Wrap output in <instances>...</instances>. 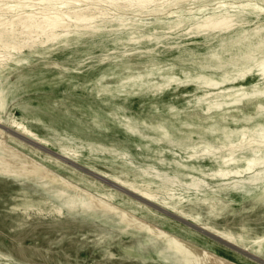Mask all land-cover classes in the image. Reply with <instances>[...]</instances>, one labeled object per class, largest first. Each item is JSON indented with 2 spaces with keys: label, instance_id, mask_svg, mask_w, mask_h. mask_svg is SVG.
Masks as SVG:
<instances>
[{
  "label": "rangeland",
  "instance_id": "rangeland-1",
  "mask_svg": "<svg viewBox=\"0 0 264 264\" xmlns=\"http://www.w3.org/2000/svg\"><path fill=\"white\" fill-rule=\"evenodd\" d=\"M58 1L11 0L29 4L24 14ZM104 2L94 27L71 25L0 71V264H182L168 236L220 264H264V144H246L264 137V0H157L142 12ZM216 15L228 30H202ZM12 118L185 217L33 143ZM238 168L240 180L218 174Z\"/></svg>",
  "mask_w": 264,
  "mask_h": 264
},
{
  "label": "bare ground",
  "instance_id": "bare-ground-1",
  "mask_svg": "<svg viewBox=\"0 0 264 264\" xmlns=\"http://www.w3.org/2000/svg\"><path fill=\"white\" fill-rule=\"evenodd\" d=\"M0 1H5L4 9L2 8V6L0 7L3 9V11L1 13L2 14H7V13L9 14L10 13V16L7 18L6 17H4V18L0 17V71L3 69L4 70L7 69L8 64L12 60H15L16 59L15 56L17 54H19L20 52H22L25 48L33 50L35 48L36 43H38L37 46H44L46 43L53 42L58 37V35H61L60 34L61 31L69 30V28H68L69 26H70V28H72L71 25H74V26H76V28H79V29H90V28L94 27L96 23L100 22L99 18L102 19L103 17L107 16V14H108L107 9L96 6L98 2L101 3L103 1H105V2L108 1V2H110L111 6H113L115 8H119V9L123 10V9L128 8V7H133V9L139 10L141 12L145 11L146 9L151 10V8L158 5L157 0H96V2H92L94 0H92V1L91 0H84L85 3H87V2L88 3L83 7H79L77 5V3L75 2L78 0H74V1L60 0V2L58 1V2H52V3H60L61 6L65 5L66 9L61 8V6L60 7H52L55 5H52L50 3L46 4V3L42 2L43 6H41L36 12H30L29 11L30 13L24 14L25 12H23V13L20 12V9H18V8L25 7L29 4L13 3V2H11V0H0ZM162 1L163 0H161V2ZM181 1H183V0H181ZM79 2H81V1L79 0ZM170 2H171V0L170 1L167 0L166 2L160 3L161 7H157V9L158 10L163 9ZM178 2H179V0H178ZM99 3H98V5H99ZM107 4L109 5V3H107ZM175 4H177V3H175ZM108 5H106V7ZM111 6H109V7L111 8ZM159 12H161V11H159ZM223 15H224V13H223ZM67 20H70L72 22V24H70L71 22L67 23ZM104 20H106V19H104ZM104 20L102 22H104ZM229 27H230L229 16L226 17V16H220V15L219 16L216 15L215 18L205 19L202 21V24H201L202 30H216V29L228 30ZM1 91H2V89H1ZM0 124H1V119H0ZM6 125L12 129L16 130L20 134H23L25 137L27 136V138H30V139L38 142L40 145L57 149L58 152L63 157L70 159V160L74 161L75 163L76 162L82 163L83 165H85L86 167L91 169L92 171H95L96 173H98L103 178H108L110 181H112V182L122 186L126 190L140 196L141 198L145 199L146 201L156 203V204H158V206H160L162 208H166V209H169L171 211H175V212L180 213L181 215H183L185 217V215L181 211H179L174 205H172L168 200L166 201L165 199H161L160 197L157 196V194H155L149 188H142V187L136 185L134 182L129 181L127 179H124L118 175L108 174L105 171H101L95 167H92L88 164L83 163L81 161V159L79 158V155H77L76 152L70 150V149H72L70 146H68V145H57V143L49 142V139H47L46 137H41V138L38 137L32 130L26 128V126L23 124L22 121H19L16 118H12L6 122ZM253 143L264 144V137H258V138H255L253 140V142L246 143V144H250V145L252 144L250 147V150L256 151V145H253ZM227 160H230V159L227 158ZM247 163L252 164L251 161H248ZM243 171H244V169H239V168L235 169V170H220L218 174H220V176H222L225 179L235 178L237 180H240L241 178H243L246 175L245 173H243ZM106 194L107 195H100L104 199V202H105V200H109V198H110V197H108V196H110V193H106ZM60 195H63V194H60ZM65 195H67V194H65ZM80 196H78V197L80 198ZM172 197H174V196L172 195ZM74 199H75V197H74ZM85 199H86V201H88L87 197L86 198L84 197V200ZM89 201L94 202V200H89ZM74 202H76V201H74ZM78 202H81V201H78ZM98 202H100V200ZM97 204H100V203H97V201H96L95 205H97ZM63 205H65V204H63ZM73 205L75 206L76 204H73ZM88 205H90V204H88ZM82 206H84V205H82ZM97 206L100 209L103 208V206L101 207V205L100 206L97 205ZM87 207H89V206H87ZM79 209L80 208H78V210ZM95 209H96V206H95ZM57 210L61 211L60 208H57ZM98 212L99 211L97 209V212L95 211V213L97 214ZM118 215H120V214H118ZM118 215H117V217H118ZM123 218L125 219L124 216H123ZM187 218L189 220H191L192 222H196V223L198 222V220L195 219V217H193V216H190ZM148 228H150V227H148ZM148 228L145 226V229H148ZM200 228H202L208 232H211L214 235L218 236L219 238L224 239V240L231 242V243H235L238 239L243 238L242 234L235 235L234 233L226 231V230L222 229L221 227H217L215 225L208 224V223L200 224ZM150 229H153V226H151ZM263 241H264V236L259 237L257 239H254V242L257 243V249L261 248V246L263 245ZM166 243L167 244H165V248L167 249V251L170 252L171 254L178 255L179 259H181L180 262L182 264H220L218 261L219 260L218 257L212 255L211 257L206 258L205 256H201L200 254L196 253L195 251L184 249L182 247L181 243L174 242L173 238L170 236H168ZM244 248H247V247H244ZM227 264H231V263L228 262Z\"/></svg>",
  "mask_w": 264,
  "mask_h": 264
},
{
  "label": "water",
  "instance_id": "water-1",
  "mask_svg": "<svg viewBox=\"0 0 264 264\" xmlns=\"http://www.w3.org/2000/svg\"><path fill=\"white\" fill-rule=\"evenodd\" d=\"M30 140H31L33 143H36L37 145H39V146L42 147V145H40L38 142H36V141H34V140H32V139H30ZM98 177L104 179V180L107 181V182H110L111 184L115 185L116 187H118V188H120V189H124V190H126V189L123 188L122 186H120V185H118V184H116V183L110 181L108 178H103V177L100 176V175H98ZM126 191H127V190H126ZM128 192H130V191H128ZM130 193H132V192H130ZM132 194H134V193H132ZM134 195H136V194H134ZM136 196H138V195H136ZM139 197H140V196H139ZM140 198H141V197H140ZM142 199H143V198H142Z\"/></svg>",
  "mask_w": 264,
  "mask_h": 264
}]
</instances>
